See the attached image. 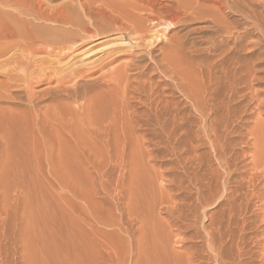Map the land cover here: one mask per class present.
Listing matches in <instances>:
<instances>
[{
  "label": "rangeland",
  "instance_id": "rangeland-1",
  "mask_svg": "<svg viewBox=\"0 0 264 264\" xmlns=\"http://www.w3.org/2000/svg\"><path fill=\"white\" fill-rule=\"evenodd\" d=\"M66 1L68 0H53L51 2V6L61 7L65 4ZM88 1L92 2V4H90ZM88 1H87L88 4L85 5V7L87 8L79 7L78 5L75 6L74 2H70V1H69L70 3L69 5L72 6V11L75 10L74 12H76V14L79 15V16L77 15V17L80 18V16L82 15L80 19H82L83 17L84 18L83 20L85 21H87L86 20L87 17L84 14L86 10L89 9L92 13H95L97 11L98 12L96 14L97 16L94 17L95 20L94 22L96 26L100 31L102 28H103L102 30L105 31L110 30L112 28L110 30L111 33H107V32L101 33L97 37H93L95 39L93 38H89V39L87 38L86 40L85 38L81 40L78 38L70 39L69 40L70 42L68 41V46L71 48H66L65 54L62 56L60 54H59L60 56L58 54H47L46 56L45 55L46 50L39 49V51H36L33 54L34 55V61H33L34 64H32L33 66H31L25 72L18 70L15 71L13 73L15 79L11 81V84L13 86L11 87L10 91L8 90L1 91L2 96H0V264H136L135 259H138L137 256L138 253L136 249L135 239H133L132 236L133 235L132 230L134 228L133 226L136 225L135 223L134 225H131L130 222L128 221L127 217L129 215L126 209L127 205L129 204L128 202L130 201V197L133 194L131 191L132 190L136 192L138 191L137 193L140 194L138 195L140 200L138 202H139V206L141 204L143 205L140 206L141 210L145 209L144 211H146V213L148 214L149 212H151L150 217L152 218V220L155 219L154 221L157 225L158 223L160 224L162 223L161 225L159 224V226L167 228L168 230L169 228L168 222L171 221L169 214L167 213V207L169 206V204L166 205L167 203H165V201L167 202L168 199L164 200V204H163L162 198L165 199V196L167 198L169 195L175 196L176 194L175 199L178 200L184 194V192L179 191L178 193L173 189L175 187L172 183H169L170 178H172L175 175L176 176L179 175L183 177L181 178L183 179V181H185L184 183L190 185L188 187L190 190L188 191V189H186V192L188 191L187 193H185V195L188 196V198L186 197V199L192 201V199L193 200L195 199L194 196L196 192V187L194 183L191 184L187 182L189 180L188 176L192 177V173H195L199 169H200V173H199L200 175L204 174L203 176H208L209 173H207V171L210 172V168H208V166L215 167V165L217 164L215 159V153L213 152L212 149H210L209 146H204L199 148L200 153L204 152L201 153L202 158L200 164L195 163L194 161L193 164L192 161L186 162L187 165H185V169L188 170L187 173L184 172L185 169L183 171V167H182L183 165L176 163L177 155L176 156L174 155L177 153L173 150L172 145H175L180 137L184 138L185 135H186L185 138L190 137V133L188 131L186 132L184 129L180 127L176 128V124L179 122L183 123L184 124L183 126H185V128L189 126V128H191L193 132L199 129L200 131H202L204 128L203 127L204 119H202V116H200L198 113L194 114L195 111L189 106V102L187 103L185 102L184 96L182 95L183 93L182 91H180V89L173 90L170 88L172 87L171 80L167 79L166 86L170 88L169 91L175 92L173 93L174 94L173 97H175L174 99L175 100L177 99L180 105L181 104L183 105L185 103L188 104V105L186 104L183 105L185 108L183 106H179L180 110L183 111V113L186 111L184 114L187 115V113L190 112V114L187 115L186 119L101 124L102 123L101 120L103 119L101 117V112L98 113L99 117L98 114L96 113L97 114L96 119H95V115L94 118H92L93 115L91 116L89 114L90 110L88 108L89 107V104L87 103L88 101H86L87 97L86 99L82 97H79L78 100L73 99L75 98L74 91L73 89H71V87H73V84L76 88L78 86L77 88L78 90L82 91V87H84V85L96 86L97 83L95 82L101 78H104L106 75L107 76L105 77V79H111L113 77L115 78L118 75L116 72H118L119 75H121L120 69L121 68L123 69V67L124 69H126L128 66L127 63H129L132 59V56H130L131 53L133 54L139 51V53L142 54L141 55L142 60H144L145 62L149 61V57H146L149 56L146 50L153 46L146 45L148 43L147 42L148 38H146L144 35H148L149 33L148 36H150L152 32L156 31V29H159L158 26L155 27L153 24L151 25V19H149L147 15L148 12L150 13V11L142 10L143 6L147 5L146 3L147 1L144 3L145 0L144 1L140 0V2L137 0H132V1L88 0ZM95 1L98 3L99 6H97ZM116 1L119 4H117ZM167 1L168 0H166V2ZM251 1L254 6H256L257 8L260 7L258 2H256V0L255 1L251 0ZM2 2L3 0H0V9L2 7L0 11L1 12L0 16L1 14H6L5 16L3 15L2 17L4 21L7 22L6 23L3 22L2 17H0L2 19V20L0 19L1 27L2 26L5 27V25L9 23V20L12 23L13 22L18 23L17 22L18 19L15 17L16 12L14 13L12 9L10 8L8 9L5 6V4ZM132 2H134L135 3L134 5H136L138 8L134 6ZM43 3L45 4L44 0ZM93 3H95L96 5ZM127 3L129 4L125 7L124 5ZM110 5L111 8L109 7ZM116 5L117 7L121 6L122 8L124 6L123 9L122 8L119 9L121 10L122 13L123 12L124 14L126 13L125 15L129 16V18L121 14L119 9L117 11ZM90 7L93 9L95 7V10L92 11ZM104 7L110 10L111 12L107 11V9H105ZM133 8L135 9V11L137 10L136 14L132 12L134 11ZM10 10L14 13V15ZM156 10L157 12H159V9ZM138 11H140V13ZM107 12H109L110 14ZM114 12L117 13L115 14ZM118 12L123 17L121 15L118 16L119 15ZM131 13L132 14L134 13L135 15L130 16ZM164 13L166 12H163V15ZM138 14H140L139 17ZM224 14H227L226 15L227 20L229 18V20H231L230 22H232L233 25L238 27L240 25L241 26L239 27L240 29L244 27L242 25L243 23L242 21L244 20L242 19V16H239L238 14L233 15L231 13H229L228 16V12L226 13L224 12ZM104 15L105 16L107 15V17H105ZM165 15H167V13ZM141 16L144 17L142 19L143 22H141L142 21ZM5 17L9 20H6ZM117 17L118 18L121 17L119 18L118 21L119 23L117 22L118 20ZM145 17L147 19H145ZM126 18L127 20H125ZM127 21L129 24L132 23L131 24L132 27L135 24V26L138 29L136 27H134L133 29L130 27V25H127V23L125 24V22ZM130 21L133 22L130 23ZM134 21L136 23H134ZM206 21L207 22L209 21L210 24H208L209 22L208 23L191 22L190 24H188L187 30L185 29L187 27L183 26L179 32L180 36L182 37L185 36L183 38L184 41L186 40L184 50L185 47L186 49H188L187 46L191 47V50L188 49L190 52L188 50L184 51L185 53L184 55H186V52L187 54L191 53L193 51L192 50L193 48L194 49L196 48V50L194 51L197 53V50L200 51L199 47L201 48L200 51L201 53L199 52L198 56L194 51L192 53H194L195 55L192 53L187 55V56L190 55L189 57L194 58L192 59V61L191 58L187 56H186L187 58L185 57L184 60L182 58L183 60L182 63L184 64V67L187 66L186 69L188 71L191 70V66L193 65L197 66L201 64V66H205L207 63H212L211 61L214 62L215 60L217 62L218 54H215L217 52L213 51V43L216 39V42L220 44L221 39L219 40V38L221 37L219 36V33L218 35L217 34L215 35V33H217V30L215 27H213L212 25L213 23L210 20H206ZM42 22L43 21L40 22L37 21L36 24L39 26H43L45 28L48 26L53 28H59V24H56L54 22H49V21L43 23ZM45 23L47 24L50 23V25L49 24L47 25ZM117 23H118L117 26L119 27L116 26ZM137 24L140 26H138ZM143 24L145 27L143 26ZM204 24L205 26L203 28H205L206 25L207 26L209 25V27L210 25H212L214 29L209 27H207L209 29L206 28V30L204 29L203 31L201 30L202 28L198 29L199 27H202ZM190 25L191 27H189ZM123 26L126 27L123 28ZM120 27L121 29L123 28V30L118 29ZM66 28L69 29L74 27L73 26L69 27L66 25ZM126 28H131V29H127V31H125ZM142 28L144 29V31ZM239 28L237 29L240 30ZM189 29L190 32L188 33ZM211 29L214 30V32L212 31L214 35L210 32ZM253 31L255 30L253 28H250V32H252L251 34L249 33L251 39H257L259 34L257 35V32L256 31L253 32ZM181 32L184 33L180 34ZM166 33L168 36L170 35L172 36L174 32L172 31L171 33L170 30H167ZM207 35L208 37L209 36L210 37L213 36V37L208 38ZM139 37L142 38L139 39ZM206 37L208 39H206ZM144 38L146 39L144 40ZM137 39L140 41L138 42ZM142 39L147 43L145 42L142 43L143 42ZM208 41H211V43ZM135 42L138 43L137 46ZM160 42L162 41L160 40ZM76 44L79 45L76 46ZM260 44L261 45H258L255 48H251L250 53L253 55V59L257 61L255 62V65L259 67L255 66V69H257L255 71L257 76L259 75L258 77H260L261 79V81H259L260 79L258 78L257 80H255V82H253V86L255 85L253 88L254 89L258 88L259 90H261V92L259 91V93H261L264 96V41L261 42ZM138 45L140 46L139 47L140 49L138 48ZM143 45L150 47L149 48H147L146 46L142 47ZM117 47H119L118 48L119 50L116 51L115 49H117ZM145 48L147 49L145 50ZM45 49L48 48L45 47ZM204 50L205 52L207 50V52L205 53ZM254 51L260 57L256 56V53ZM210 52L211 53L214 52V53L210 54ZM232 52L234 54L237 53L236 49L230 50V53ZM152 53L154 54L152 56L157 57L159 56L160 51L157 50ZM10 54L2 58L0 57V61L4 60L3 58L10 56ZM210 56L212 57L209 58ZM197 57L199 58V60L198 59L196 60ZM256 57L260 59L257 60ZM185 60L189 62V65H186L188 63H186ZM196 61L199 64H197ZM205 62L206 64H204ZM42 63L44 64L42 65ZM56 65L57 68L55 67ZM58 68L60 69V71L58 70ZM124 69L121 70V72H124ZM62 70L65 71L62 72ZM71 70L74 71L70 72L71 75L70 73L68 75L67 73ZM102 75L104 77H102ZM111 75H115V76L112 77ZM93 81L94 84L91 83ZM61 84H63L64 87H68V90L71 92L70 95L67 94L65 95L62 92H58V94L60 95L59 97H61L62 100L58 99L57 97L58 95L56 96V94L54 93L55 87ZM25 89H27V91ZM54 94L57 97L59 103L56 101V98L53 97ZM30 96L32 97L31 98L32 103H30L29 100ZM178 96H181L180 97L181 99H179ZM180 100H182L183 103ZM244 101L247 102V99ZM244 101L243 103L245 104L246 102ZM86 104L88 107H86ZM133 104L136 106V108L141 107V110L142 109L144 110L146 108L145 105L144 107L142 104L138 105V102H135ZM47 105L49 107H47ZM138 110H140V108H138ZM86 111H88V113ZM191 111L193 113H191ZM28 112L30 114H28ZM250 112H248L249 113L248 115L241 116L240 119H238L239 117H235L233 118L232 121L229 120L227 123L229 124L230 129L229 131H227L226 134L227 136H223V137L224 138L228 137L227 139L233 137L232 138L233 144L229 148L227 154L228 156L229 154H231L230 157L227 156L228 160L230 159L229 167H231V169L226 170L224 169V167L217 164V166L219 165L221 167L220 170H224L223 172L226 171L225 173L226 177L228 176L229 173H231L232 176L234 175L239 180H241L242 188H244V191L245 189L249 190L248 187H250L251 184L250 183L247 184V181L249 182V180L252 177L255 182L258 181V179L263 176L261 178V180L263 179L262 181L259 179V181L255 183L258 186L259 184H261L262 188L264 186L263 184L264 171L260 173V177L258 178L259 176L258 170L259 171H261L262 169L264 170V167L260 166L261 164L264 165V162H257V165L255 166L254 164L256 162H252L251 160H249L250 158L249 149L251 150L252 148L251 145L250 147L248 145L249 139H251V137L253 136L250 134V131L256 127L255 124L257 123L264 124V113L263 115L260 116L256 115L255 118V115ZM11 113L15 118H17L15 124H17L16 127L18 126L19 128L14 127L13 124L16 119L12 118V116L10 115ZM17 113H20L21 115L19 116V114L17 115ZM10 118L13 119L12 120L13 123ZM93 121H96L97 123ZM132 124L133 126H131ZM173 126H175V128H173ZM236 130L238 132L241 130L240 131L241 134L238 132L237 133L240 135L236 134V132H234ZM108 132L109 135H107ZM183 134L184 137L182 136ZM115 137H117V144L115 141L116 140ZM245 137L246 138L248 137L247 141L245 140ZM118 139L119 140L122 139L121 143H123V145L122 144L119 145ZM23 142H25L26 144ZM92 143L97 144V146L96 147L94 145L92 146ZM115 146L118 147L119 149L118 152H116ZM121 147L123 148L121 149ZM150 150L152 151L151 154H150ZM133 154H135L138 157H136ZM235 155L236 158L234 157ZM243 155H245V157ZM205 157L208 166L206 165V162L204 160ZM233 157L235 158V163L238 162L237 165L233 164L234 162ZM122 159H123L122 161L123 163L120 162V160ZM115 160H119V161H115ZM141 160L144 161L145 163L142 162ZM214 161L216 164L214 163ZM117 163H120L121 165ZM258 164L260 165L258 166ZM136 165L140 168V170L138 167L136 168ZM235 166L237 167V169L235 168ZM251 167H254L255 169L253 170V168ZM193 168L194 171H192ZM256 169L257 172H255ZM250 170L251 172H248ZM237 171L238 173H234ZM242 172H248L251 175L249 176L248 173L246 174L243 173L242 175H240V173ZM252 173L253 174L257 173L258 175V176L256 175L257 178ZM243 175L245 176L244 178ZM246 175L247 177H250L249 180H247ZM242 178L245 181L246 180L247 181L245 182ZM256 184L251 186L250 189H255L257 187ZM233 185H234L233 183H230V186ZM144 186L147 190L143 189ZM156 188L157 190H154ZM257 188L255 190H259L261 187L259 189ZM144 191H148V193L147 192L145 193ZM166 191L168 193V196L167 193H165ZM144 198L145 200H143ZM247 198H248L247 200L246 198H244L245 200L244 199L243 200L244 202L247 201L245 204H248L247 208L249 207V209L247 210L246 208L242 215L243 218L246 219L249 225L248 226L249 228L246 229L247 231L246 230L244 231V236H248L247 239L245 238V249L248 246L249 248L247 247L248 249H246V251L247 252L249 251V253L250 251L253 252L252 254L247 255V257L245 255L244 259L242 260H244V263L246 262L245 264H258L260 263L258 260L259 255L263 256L264 254V248L261 246V242H264V237H263L264 225L262 226V224H264V219H263L264 212L263 210L261 211V209L259 211L257 207L259 208L260 206L263 205L264 202L262 201H264V197L261 196L258 198L257 196L254 197V195H252L251 197H247ZM160 200L162 201L161 202L162 204L159 202ZM261 202L262 205H259L261 204ZM221 205L222 204L219 203L217 204V207L208 206L205 209L206 211L209 212L208 215L212 214L213 216H215L214 214L216 213L215 211L219 210L221 208ZM149 206H151L152 208ZM146 208L149 210L147 211ZM245 211L247 213H245ZM219 212L220 211H217L216 215L217 214L218 215L216 216V218L217 217L219 218L220 216ZM256 212L259 213L258 215L260 216H258ZM202 214L203 213H200L199 221L195 223L191 219L179 220L178 225H180L183 235L181 234V236H178V238L177 236L176 238L175 236H170V238L165 237V239L159 240L158 241L159 243L157 241L155 242L154 239H151L149 243V240L147 238L146 240L148 242L146 243H148L149 245L148 246L147 244H145V247L148 248L147 255L149 254V256L152 258L153 252H155L156 250L157 252H161V254L162 252H164L169 257L171 256L170 258L176 261L178 260V262H180V258L185 257L184 259H186L187 255L185 256V254H187V252L189 254L192 251L193 252L199 251L198 253H201L203 259V260L200 259L201 260L199 261L200 264L202 263L214 264V262L211 263L212 261L209 258H207L208 256L205 253L207 245L204 237L205 234L204 225L208 224L209 220L204 219L203 218L204 215ZM118 217H120L119 221L122 222L123 230L120 229L118 225H116L115 221L113 222V220H115V218ZM130 218L132 219V217ZM258 218L261 219L263 223H261L260 222L261 220L259 221ZM251 222L253 225H251ZM164 225L165 226L168 225V227H165ZM235 231L237 234L238 233L237 229ZM136 236H141L138 230L136 232ZM149 237L151 238L150 235ZM251 238L253 239L251 240ZM257 242L260 243V245ZM154 247H156V249L153 250ZM259 251H262V253ZM256 252H259L260 254L258 255L257 253L256 255ZM250 255H252L253 257ZM254 255L256 256V259ZM248 257H251L252 259ZM207 259H209V261H207ZM155 262L156 259L153 257L150 264H155Z\"/></svg>",
  "mask_w": 264,
  "mask_h": 264
},
{
  "label": "bare ground",
  "instance_id": "bare-ground-1",
  "mask_svg": "<svg viewBox=\"0 0 264 264\" xmlns=\"http://www.w3.org/2000/svg\"><path fill=\"white\" fill-rule=\"evenodd\" d=\"M52 1L53 0H46V1L44 0V2H45V4H44L43 0H3L2 3H4L8 9L10 8V9H12V11H14V13L16 12L15 17L18 19V21H17L18 23H14V22L12 23V22H10L9 19H7L5 17L6 20H9V23H7L5 25V27H3V26L1 27V24H0V57L1 58L5 57L6 55L11 53L10 56H7L6 58H3L4 60L0 61V70H1L0 71V96H2L1 95L2 90L10 91L11 87L13 86L11 84V81L13 79H15V77L13 76V73L15 71L18 70V71L25 72L31 66H33L32 65V64H34L33 63V61H34V55L33 54H34V52L39 51V49L40 50L41 49L46 50L45 51L46 56H47V54H58V55L60 54L62 56L65 54L66 48H71L68 46V41L70 39H77L78 38L81 40V39L85 38V40H86L87 38L89 39V38L97 37L98 35H100L101 33H104V32L111 33L110 30L112 28L110 30L106 29L107 31L102 30L103 29L102 28L100 31L98 29V27L96 26V24L94 22L95 21L94 17L97 16L96 15L98 13L97 11L95 13H92L89 9L88 10L85 9L86 12L84 14L87 17L86 18L87 21H85V20H83L84 19L83 17H82V19H80L82 15L80 16V18H78L77 17L78 14H76V12H74L75 10L72 11V6L69 5L70 4L69 1H70V2H74L75 6L78 5L79 7L84 8L85 5L88 4V2H89L88 0H68V1H66L68 3L65 2V4L61 7L51 6ZM98 1H101V0H98ZM102 1H105V0H102ZM130 1H132V0H130ZM137 1L140 2V0H137ZM134 2H132L133 5L135 4ZM145 2L147 3V5L143 6L142 10H149L150 13L148 11H146V12H148V14L147 13H145V14L148 15L149 19H151V25L153 24L155 27L156 26L159 27V29H156V31L151 30L154 32H152L150 34V36H148L149 33H148V35H144L146 38H148L147 39L148 43L143 41V39H142V41H143L142 43L145 42V43H147L146 45L153 46L151 48H149L150 46H146V45L142 46V47L146 46L147 48H149V49L145 48V50L147 49L146 51H147V54L149 55V56H146V57H149V61L145 62L144 60H142V56H141L142 54L139 53V51H137L133 54L131 53L130 56H132V59L129 63L126 62L128 64V66L125 65V66H127L126 69H124V67H123L124 72H121V70H123L122 68L120 69L121 75H119V73L116 72L119 76L117 74H115L118 77L116 76L114 78L113 76H115V75H111L113 77V78H111L109 76L111 79H105V77L107 75L105 77L102 75V77H104V78L99 77L101 79H99L98 81L95 80L96 81L95 83H97L96 86L84 85V87H82V91L78 90L77 89L78 86L76 88L73 84V87H71V86L70 87L74 91L75 98H73L74 97L73 95H72L73 96L72 98L75 100H78L79 97H82L85 99L87 97L86 101H88L87 103L89 104V107L87 106V104H86V107H88L90 110L89 114L91 116L93 115L92 118H94V115H95V119H96L97 114L99 112H101V117L103 118L101 120V122H102L101 124H103V123H122V122L123 123L124 122H130L131 123V122H140V121L186 119L187 115L190 114V112L187 113V115L184 114L186 111L183 113V111L180 110L179 106H183L187 102H189V106L195 111L194 114L198 113L200 116H202V119H204L203 120L204 121V124H203L204 128L202 131H200V129H199V130H195L193 132V130L191 128H189V126H187L185 128V126H183L184 125L183 123L179 122L176 124V128L180 127L182 129H184L186 132L188 131L190 133V137L185 138L186 135L184 137V134H183L182 136L184 138L180 137L181 139L179 138L177 143L175 145H172L173 150L177 153L174 155V156L177 155L176 163L183 165L182 166L183 171L185 169V165H187L186 162L192 161V164L194 162L200 164L201 158H202L201 153H204V152L200 153L199 148L204 147V146H209L210 149H212L213 152L215 153L216 163L219 164L220 166L224 167V169L230 170L231 169V167H229L230 166V163H229L230 159L228 160V157H230L231 154H229V156L227 154H228L229 148L233 144V139H232L233 137H231V135H230V137H231L230 139H227L228 137H226V138L223 137V136H227L226 135L227 131H229V129H230L229 124H227L228 121L229 120L232 121L233 118H235V117H239L238 119H240L241 116L248 115L249 114L248 112H250V111H251L250 113L255 115V118H256V115L260 116V115H263V113H264V96L261 93H259V91L261 92V90H259L258 88H256L257 90L253 88L255 86V85L253 86V82H255V80H257L258 78L260 79V77H258L259 75L257 76L256 71H255V70H257V69H255V66H256L255 62H257V61L253 59V55L250 53L251 48H255L256 46L261 45L260 43L264 41V0H256V2H258L259 6L261 8L260 7L257 8L256 6H254L252 4L251 0L250 1L249 0H168L167 2H166V0L165 1L164 0H157V1L145 0L144 3ZM89 3L92 4V2H89ZM116 3H117V1H116ZM93 4H95V3H93ZM96 4H97V6H99L97 2H96ZM114 4H111V5H114ZM117 4H119V3H117ZM128 4L129 3L125 4L124 6L126 7ZM111 5L109 6L110 8H111ZM54 6H56V5H54ZM124 6H123V8H124ZM134 6H136V5H134ZM116 7H117V5H116ZM85 8H87V7H85ZM119 8L121 9L122 7L121 6L117 7L116 8L117 11ZM128 8H129V6H128ZM1 9H2V7H1ZM1 9H0V11H1ZM91 9L93 11V10H95V7H94V9L93 8H91ZM101 9H102V7H101ZM105 9H107V8H105ZM120 9H119V11L121 12ZM156 9H159V12H157ZM107 11H110V10L107 9ZM130 11H132V10H130ZM136 11L134 9V11H132V12H134L136 14L137 13ZM138 12L140 13V11H138ZM163 12H166L167 15H165L166 13H164V15H163ZM224 12L225 13L228 12V16H229V13H231L233 15L238 14L239 16H242V19H244L242 21L243 22L242 25L244 27L242 29H240L239 28V27H241L240 25H239V27L233 25L232 22H230L231 20H229V18H228V20L230 22L229 23L227 20V17H226L227 14H224ZM14 13L12 12L13 15H14ZM107 13H109V12H107ZM134 13L133 14L131 13L130 16L135 15ZM115 14H113V15H115ZM121 14L125 15L126 13L124 14V12L123 13L121 12ZM121 14L119 13L118 16H120ZM3 15L5 16L6 14H1L0 17H2ZM128 15H129V13H128ZM139 15L140 14H138V17H139ZM100 16H102V15H100ZM111 16H112V14H111ZM125 16H127V15H125ZM105 17H107V15ZM119 18H121V17H119ZM119 18H118L117 22L119 21ZM127 18H129V16H127ZM127 18L125 20H127ZM143 18L144 17L141 16V20ZM2 19H3V17H2ZM134 19H136V18H134ZM145 19H147V18L145 17ZM125 20H123V21H125ZM206 20H210L213 23L212 24L213 27H215L217 30V33H215V35L216 34L218 35V33H219V36L221 37V38H219V36H218L219 40L221 39L220 44L216 42V39L213 43V51L217 52L215 54H218L217 62L213 59L214 62L211 61L212 63L206 64V62H205L204 63V64H206L205 66H201V64L197 65V66L193 65L194 67L191 66V70L188 71L186 69L187 66L184 67V64L182 63V61L185 59V57L188 54H191L194 50H196V48L194 49L193 48L194 46H193L192 47L193 51L191 53H188V54L186 52V55H184L185 54L184 51L188 50V49L191 50V47L189 46L190 47L189 48L187 46L188 49H186V47H185V50H184L186 40L184 41L183 38L185 36L184 37L180 36L179 32L183 26L187 27L188 24H190L191 22H207ZM37 21H39V22L40 21L54 22L56 24H59V28H53V27H49V26L45 28L43 26L37 25L36 24ZM3 22H5L4 19H3ZM131 22H133V21H130V23ZM141 22H143V20ZM118 23L116 24V26L118 25ZM126 23H127V25H130V27L133 29H134V27H136L135 24L132 27V25H131L132 23L129 24L128 21L125 22V24ZM134 23H136V22L134 21ZM45 24H47V23H45ZM48 24L50 25V23H48ZM208 24H210V22ZM66 25L69 27L73 26L74 28L68 29V28H66ZM212 25H210V27H209V25L208 26L206 25V27L203 28L205 26V24H204L203 26L201 25L202 27H199L198 29L202 28L201 30L203 31L204 29L206 30L207 27L213 28ZM138 26H140V25H138ZM143 26H144V24H143ZM104 27H106V26H104ZM117 27H119V26H117ZM124 27H126V26H123V28ZM189 27H191V25ZM236 27L239 28L240 30H238ZM123 28L121 29V27H120L118 29L123 30ZM131 28H126V30L125 29L124 30L127 31V29H131ZM136 28H135V30H136ZM176 28H177V30H176ZM209 28H207V29H209ZM250 28H253L257 32V35L259 34L257 39H251L250 34L252 32H250ZM185 29L187 30L188 27ZM196 29H197V27H196ZM213 29H211V31L209 30L212 34L214 32ZM167 30H170L171 33H172V31L174 32L172 34V36L167 35V33H166ZM186 30H185V32H186ZM216 30H215V32H216ZM143 31H144V29H143ZM255 31H253V32H255ZM189 32H190V29H189L188 33ZM182 33H184V32H181L180 34H182ZM102 35H104V34H102ZM207 37H208V35H207ZM207 37H206V39H208L210 36L208 38ZM211 37H213V36H211ZM141 38L139 37V39H141ZM146 38H144V40ZM93 39H95V38H93ZM160 40L162 42H160ZM76 41H78V40H76ZM139 41L140 40H138V42ZM208 42L211 43V41H208ZM137 44L138 43H136V46H137ZM207 44H209V43H207ZM77 45H79V44H76V46ZM45 47L48 49H45ZM139 47L140 46L138 45V48ZM195 47H197V46H195ZM118 48L119 47H117V49H115V50L116 51L119 50ZM122 48H124V47H122ZM125 49H126V47H125ZM199 49L201 51L200 47H199ZM204 49H205V46H204ZM235 49L237 52L236 54H234L233 52L230 53V50H235ZM113 50H114V48H113ZM122 50H124V49H122ZM157 50L160 51L159 56H157V57L152 56V55H154L152 52L157 51ZM202 50H203V48H202ZM200 51L197 50V53L195 51L194 52L198 56V53ZM204 52H205V50H204ZM206 52H207V50H206ZM208 53H209V51H208ZM213 53L210 52V54H213ZM192 54H194V53H192ZM207 55H209V54H207ZM207 55H206V57H207ZM189 56H187V57H189ZM256 56H258L257 53H256ZM211 57L212 56H210L209 58H211ZM214 57H216V56H214ZM258 57H260V56H258ZM182 58H183V60H182ZM189 58H191V57H189ZM192 59H194V58H191V61H192ZM197 59L199 60L198 57L196 58V60ZM258 59H260V58H257V60ZM48 60H49V58H48ZM187 60H189V59H187ZM204 61H206V60H204ZM208 62H210V61H208ZM186 63H188L186 65H189V62L186 61ZM196 63H197V61H196ZM43 64L44 63H42V65ZM53 64H56V63H53ZM197 64H199V63H197ZM55 67L57 68V65ZM256 67H259V66H256ZM192 69H194V70H192ZM58 70L60 71L59 68H58ZM64 71L65 70H62V72H64ZM73 71L71 70L67 74L69 75V73L73 72ZM112 74H114V73H112ZM70 75H71V73H70ZM75 77H77V76H75ZM167 79L172 81V87H170L171 89H173V90L174 89H180V91H182L183 94L182 93L181 94L184 96V99L186 102L185 104L180 105L178 103L177 99L176 100L174 99L175 97H173V95H174L173 93H175V92L169 91L170 88H168L166 86L167 85ZM56 80H58V79H56ZM259 81H261V79ZM91 83L94 84V81ZM258 85H259V83H258ZM257 87H259V86H257ZM25 90L27 91V89H25ZM58 92H62L65 95L66 94L70 95V93H71L68 90V87H64L63 84L55 87V91H54L56 96L58 95L57 96L58 99L62 100V98L59 97L60 95L58 94ZM55 94L53 97H55L56 101L59 103ZM181 96H178V98L181 99L180 98ZM31 98L32 97L30 96V99H29L30 103H32ZM184 99H182V100H184ZM246 99H247V102L244 101ZM182 100H180V101L182 102ZM243 101L246 103L244 104ZM57 102H55V103H57ZM135 102H138V105L142 104L143 107L145 105L146 108L144 110L143 109L141 110V107H138V108H140V110H138V108H136V106L133 104ZM242 104H244V105H242ZM186 105H188V104H186ZM47 107H49V106L47 105ZM186 109H187V107H186ZM60 111H61V109H60ZM91 111H92V113H91ZM192 111H191V113H193ZM86 112L88 113V111H86ZM18 114H19V116L21 115L20 113H17V115ZM28 114H30V113L28 112ZM10 115L12 116V118H15L12 113ZM91 116H90V118H91ZM98 117H99V114H98ZM92 118H91V120H92ZM15 119L16 120L14 121L13 125L15 128H19L18 126L16 127L17 124H15V123L17 121V118H15ZM12 120L13 119H11V121ZM18 120H19V118H18ZM21 121H23V120H21ZM5 122H7V121H5ZM93 122H96V121H93ZM12 123H13V121H12ZM129 126H130V124H129ZM131 126H133V124ZM252 126H253V124H252ZM255 126L256 127L250 131V134L253 136L251 137V139H249L248 145H249V147L251 145V148H252L251 150L249 149V153H250L249 156L251 158V159L249 158V160H251L252 162H256L254 164L256 166L257 162H264L263 161L264 160V124H258L257 123V124H255ZM173 128H175V126H173ZM240 131L238 132L236 130L234 132H236V134H238V133L241 134ZM201 132H202V134H201ZM13 133H14V131H13ZM105 133H104V135H105ZM240 134H238V135H240ZM242 134H244V133H242ZM107 135H109V132L107 133ZM244 136H246V135H244ZM238 137H240V136H238ZM248 137H250V136H248ZM234 138H235V136H234ZM242 138H243V136H242ZM247 138L245 137L246 141H247ZM115 139H116L115 141L117 144V137H115ZM118 141H119V145H121V144L123 145V143H121L122 139H120V140L118 139ZM183 142H185V143H183ZM23 143H25V142H23ZM93 145L95 147L97 146V144L92 143V146ZM122 148L123 147H121V149ZM115 150H116V152H118L119 149L117 146H115ZM27 152H29V151H27ZM209 152H211V151H209ZM151 153H152V151L150 150V154ZM133 155H135V154H133ZM245 155H243V156L245 157ZM136 157H138V156H136ZM206 157L204 159L205 162H206ZM234 157L236 158V155ZM235 158H234L233 164L237 165L238 162L235 163ZM204 160H203V162H204ZM115 161H119V160H115ZM122 161H123V159L120 160V162H122ZM142 162H144V161H142ZM214 163H215V161H214ZM117 164L121 165L120 163H117ZM137 164H139V163H137ZM207 164L208 163L206 162V165ZM217 164L215 165V167H212V166L209 167L207 165L208 168H210V172L207 171V173H209L208 176H203L204 174L200 175L199 174L200 169L199 170L197 169L199 172L196 171L195 173H192V177L188 176L189 180L187 182H189L191 184L194 183V185L196 187V192H195V196H194L195 199L194 200L192 199V201H190L189 199H186V197L188 198V196H186L185 193H187L190 190L188 188L190 185L184 183L185 181H183V179H182L183 177L179 176V175L178 176L175 175L172 178L169 177L170 178L169 183H172L175 187L173 189L178 193H179V191L184 192V194L181 198L177 197L179 199L176 200L175 199V197H176L175 193H173V194H175V196H171V195L168 196V193L166 191L165 193H167V196L169 198L168 197L166 198V196H165V199L162 198L163 202L161 200L159 201L160 203L162 202L164 204V200L168 199L167 202L165 201V203H167L166 205L169 204V206L167 207V213L169 214V217L171 220L168 222L169 223L168 224L169 225L168 230H167V228L160 227L159 226L160 223H158V222H157L158 223V225H157L154 221L155 219L152 220V218L150 217L151 212H149V214L146 213V211H144L145 209H143V207H142L143 210H141L140 206L142 204L139 206L138 201H140V200H139L138 195H140V194L137 193L138 191L136 192L134 190H132V191L129 190L133 194L130 197V201L128 202L129 204L127 205L126 209H127L128 215H129L127 217L128 221L130 222L131 225H134V223L136 225V226H133L134 228L132 227L133 228V230H132L133 235L132 236H133V239H135L136 249H137V253H138L137 254L138 259H135L136 264H150L153 257L156 259L155 264H200L199 261H201L200 259H202V256H201V253H198L199 251L198 252L192 251L189 254L187 252V254H185V256L187 255L186 259H184L185 257L184 258L179 257L180 262H178V260L176 261V260L170 258L171 256L169 257L164 252H162V254H161V252H157L156 250H155V252H153V256L151 258L149 256V254L147 255L148 248L145 247V244L148 245V243H146V242H148L146 240L147 238L149 240V243H150L151 239H154L155 242L156 241L158 242L161 239H165V237L170 238V236H175V238H176V236H177V238H178V236H181V234H182L181 227H180V225H178L179 220L191 219L195 223V222L199 221L200 213H203L202 215H204V217H203L204 219L209 220L208 224L204 225V229H205L204 237H205V241H206V245H207L205 253L208 256L207 258H209L212 261L211 263H213V262H214V264H242V263L245 264L246 263V262L244 263V260H242V259H244L245 255L247 257V255L252 254L253 251L252 252L250 251V253H249V251L247 252L246 249L249 248L248 246H247L248 248L246 247V249H245V238L247 239L248 236H244V231L247 228H249L248 227L249 225H248L246 219L243 218V216H242L244 213V210L248 206V204H245L247 201L244 202V200H245L244 198H246V200H247L248 199L247 197H251L252 195H254V197L257 196L258 198L261 196L264 197V186L262 188L261 184H259V186H258L255 183V182H258L259 179L261 180V178L263 176L261 178H259L260 173H262L264 170L263 169L262 170L260 169L261 171L258 170L259 176L257 175V173H254V174L252 173L255 176L257 175L259 178L258 181H255V182L253 180V177L249 180L250 177H247V175H246L247 180H249V182L246 180L247 184L250 183L251 186L256 184L257 187H259V188L261 187V188L259 189L256 187L259 190H255L256 188L250 189V187H251L250 186V187H248L250 191L248 189L247 190L245 189V191H244V188H242L241 180H239L234 175L232 176L231 173H229L228 176L226 177L225 176L226 171L223 172L224 170H220L221 167L219 165L217 166ZM259 165L260 164H258V166ZM232 166H234V165H232ZM258 166H257V168H258ZM260 166L264 167L263 164H261ZM137 167L138 166L136 165V168ZM254 167H251V168H253V170H254L255 169ZM235 168L237 169L236 166H235ZM235 168H233V169H235ZM259 168H262V167H259ZM139 170H140V168H139ZM251 170L248 172H251ZM29 171H31V170H29ZM187 171L188 170L185 169L184 172L187 173ZM192 171H194V168ZM203 171H204V169H203ZM138 172H137V174H138ZM190 172H189V174H190ZM248 172H242V173H240V175H242L243 173L246 174ZM255 172H257V169ZM234 173H238V171L234 172ZM232 174H233V172H232ZM248 174H249V176L251 175L250 173H248ZM257 176H256V178H257ZM244 177L245 176L243 175V178ZM134 179H136V178H134ZM161 179H162V177H161ZM192 179H194V180H192ZM131 183H132V181H131ZM230 183H233L234 185L230 186ZM157 188L154 190H157ZM143 189L144 190L146 189L145 186ZM186 189H188L187 192H186ZM139 191H140V189H139ZM144 192L148 193V191H144ZM170 194H172V193H170ZM249 194H250V196H249ZM158 196H160V195H158ZM143 200H145V198ZM262 202H264V201H262ZM262 202L259 205H262ZM219 203L222 204L221 208L219 210H217V211H220L219 212V215H220L219 218L218 217L216 218V216L218 215V214L216 215L217 211H215L216 213H214L215 216H213L212 214L208 215L209 212L206 211L205 208L208 206H212V207L216 206L217 207V204H219ZM149 207H151V206H149ZM165 208H166V206H165ZM248 209H249V207L247 208V210ZM257 209H259V211L261 209V211L263 210V212H264V203L259 208L257 207ZM146 210L148 211L149 209L146 208ZM245 213H247V212L245 211ZM258 214L259 213H257V215ZM258 216H260V215H258ZM263 216H264V213H263ZM130 217H132V219ZM245 217H248V216H245ZM259 218H261V217H259ZM119 219H120V217L115 218V220H113V222L115 221L116 225H118V227L123 230L122 222L119 221ZM260 220L261 219H259V221ZM260 222L263 223L262 220ZM165 223H167V222H165ZM168 225L165 227H168ZM251 225H253L252 222H251ZM263 225L264 224H262V226ZM236 229L238 231L237 234L235 231ZM137 230L141 236H136ZM130 233H131V231H130ZM149 235L151 236V238L149 237ZM263 237H264V234H263ZM252 239L253 238H251V240ZM168 241H167V243H168ZM258 244L260 245V243H258ZM151 245H153V244H151ZM261 246L264 248V242H261ZM146 248H147V250H146ZM154 249H156V247H154L153 250ZM259 252L262 253V251H259ZM259 252H256V255H257V253L259 255L260 254ZM175 256H176V254H175ZM180 256H181V254H180ZM250 256H252V255H250ZM254 257L256 259L255 255H254ZM248 258H251V257H248ZM209 259H207V261H209ZM258 260L260 262L258 264H264V254H263V256L259 255Z\"/></svg>",
  "mask_w": 264,
  "mask_h": 264
}]
</instances>
